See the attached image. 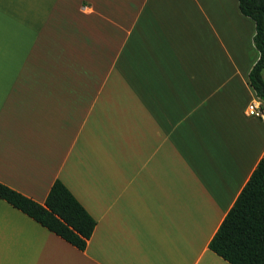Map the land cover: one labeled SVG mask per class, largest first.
<instances>
[{"label": "crops", "instance_id": "0c3cea01", "mask_svg": "<svg viewBox=\"0 0 264 264\" xmlns=\"http://www.w3.org/2000/svg\"><path fill=\"white\" fill-rule=\"evenodd\" d=\"M254 33L238 0H0V182L59 179L96 221L79 250L0 198V264H230L208 242L264 153Z\"/></svg>", "mask_w": 264, "mask_h": 264}, {"label": "trees", "instance_id": "16d2710c", "mask_svg": "<svg viewBox=\"0 0 264 264\" xmlns=\"http://www.w3.org/2000/svg\"><path fill=\"white\" fill-rule=\"evenodd\" d=\"M242 14L255 23L258 58L249 83L264 104V0H238ZM0 198L79 250L96 221L59 179L40 203L0 182ZM208 248L230 264H264V153L208 242Z\"/></svg>", "mask_w": 264, "mask_h": 264}, {"label": "built area", "instance_id": "2783aa9c", "mask_svg": "<svg viewBox=\"0 0 264 264\" xmlns=\"http://www.w3.org/2000/svg\"><path fill=\"white\" fill-rule=\"evenodd\" d=\"M247 114L261 117L263 112L261 111L259 105L256 102H251L247 107Z\"/></svg>", "mask_w": 264, "mask_h": 264}]
</instances>
